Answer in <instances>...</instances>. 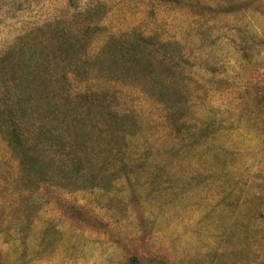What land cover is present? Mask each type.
Here are the masks:
<instances>
[{
	"label": "rangeland",
	"instance_id": "374dc122",
	"mask_svg": "<svg viewBox=\"0 0 264 264\" xmlns=\"http://www.w3.org/2000/svg\"><path fill=\"white\" fill-rule=\"evenodd\" d=\"M94 24L89 59L137 31L178 41L182 65L70 76L137 123L91 163L108 167L93 186L26 189L0 135V264H264V0H0V56ZM163 96L186 102V125L166 120Z\"/></svg>",
	"mask_w": 264,
	"mask_h": 264
},
{
	"label": "trees",
	"instance_id": "16d2710c",
	"mask_svg": "<svg viewBox=\"0 0 264 264\" xmlns=\"http://www.w3.org/2000/svg\"><path fill=\"white\" fill-rule=\"evenodd\" d=\"M97 29L96 24L76 31L56 29L50 45L40 43L35 53L10 49L0 56V135L20 160V180L26 189L39 190L53 179L75 188L95 185L108 174V167L101 163L103 168L92 170L91 163L111 159L107 147L113 140L125 142L137 125L107 91L74 90L70 76L85 79L110 73L114 79L138 80L139 74L151 77L157 68L172 72L182 65L178 41L137 31L111 36L89 59V37ZM60 59H67L61 74L54 71V62ZM157 84L164 86L163 81ZM157 100L171 125H186L183 99ZM127 264L140 263L131 257Z\"/></svg>",
	"mask_w": 264,
	"mask_h": 264
}]
</instances>
